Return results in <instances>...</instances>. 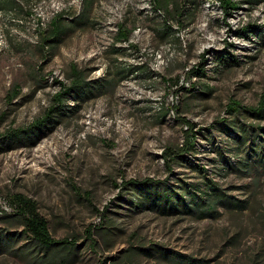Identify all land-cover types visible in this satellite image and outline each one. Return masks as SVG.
Instances as JSON below:
<instances>
[{
    "label": "rangeland",
    "instance_id": "374dc122",
    "mask_svg": "<svg viewBox=\"0 0 264 264\" xmlns=\"http://www.w3.org/2000/svg\"><path fill=\"white\" fill-rule=\"evenodd\" d=\"M236 1L239 8L227 15L220 0H197L193 20L180 26L170 18L174 29L167 30L152 0H94L92 24L50 48L49 22L61 12L68 20L81 0H14L12 10L0 0V132L39 117L60 88L55 80L69 85L74 66L91 79L136 67L109 92L70 101V111L35 146L0 153V215L12 212L14 193L35 200L54 238L76 239L81 254L73 264H175L180 254L193 263L264 264V173L221 177V158L208 148L228 143L221 121L230 119L227 103L254 106L264 91V2ZM118 23L131 30L130 44L115 41ZM248 24L261 32L240 36ZM229 54L238 63L224 66L218 59ZM202 56L206 76L186 78ZM182 118L199 131L196 149L175 158L168 177L163 152L183 142ZM189 160L212 169L245 208H220L205 218L160 215L140 206L142 186H122L129 179L196 181ZM149 246L158 249L152 257L140 251ZM0 264L30 263L7 251Z\"/></svg>",
    "mask_w": 264,
    "mask_h": 264
},
{
    "label": "trees",
    "instance_id": "16d2710c",
    "mask_svg": "<svg viewBox=\"0 0 264 264\" xmlns=\"http://www.w3.org/2000/svg\"><path fill=\"white\" fill-rule=\"evenodd\" d=\"M181 1V0H180ZM180 1L173 0H152L156 12H163L162 17L167 30H173L171 19H176L180 26L188 19L190 23L198 7L197 0L188 1V6L193 7L190 12H186V6L180 5ZM251 6L258 5L264 0H243ZM225 14L230 15L239 8L236 0H220ZM94 0H81V8L68 20L63 13H57L49 22L44 42L48 47L54 48L62 42L64 36L77 29H84L92 24L90 14L93 9ZM17 7L14 0H6L2 9H15ZM171 18V19H170ZM66 20V21H65ZM180 28V27H178ZM261 26L248 24L238 29L240 36H250L261 32ZM131 30L123 23L117 24L115 34L116 42L129 43ZM117 49V48H116ZM206 57L196 66L188 69L186 78L205 77L204 67ZM219 61L224 66L237 64L238 59L233 54L219 57ZM136 67L120 66L113 71L99 78H89L88 74L76 66L70 71V84L57 81L60 88L52 95L51 102L44 112L30 122L28 125L17 128H8L0 132V153L10 151L19 147L35 146L40 140L49 134L59 123L62 116L70 110L66 107L72 102L83 101L93 98L103 92H109L118 83L128 78ZM195 84L191 82L189 88L194 89ZM182 84L175 92L184 89ZM186 90V89H185ZM17 94L14 92L10 97ZM178 107H176V110ZM225 113L230 119H222L227 125L228 143L223 147L219 142L214 141L209 144V149L215 152L216 158L220 157L219 175L225 177L231 173L241 176H251L252 174L264 173V91L259 95L258 102L254 106H245L235 100H230L225 108ZM242 115H247L250 121H244ZM181 121L187 124L184 130V139L177 148H165L163 156L168 170L167 176L173 175V162L175 158H185L192 150H195V141L198 129L193 123L185 118ZM217 122V121H216ZM214 158L213 166H216L217 159ZM195 160V159H194ZM193 170L197 172L196 181L178 179L176 184L170 185L165 180H154L144 178L142 180L129 179L124 181L122 186L139 185L142 186L140 195V206L156 211L160 215H190L195 218L212 217L216 215L220 208L244 209L246 201L232 195L227 188L223 187L213 176L212 169H208L201 163L189 160ZM166 176V177H167ZM146 199V201H144ZM143 201V202H142ZM13 208L9 214L0 215V220L6 222L8 227L0 228V254L13 252L21 258L28 260L30 264H73L80 259L79 246L76 239H56L49 230L48 220L39 212L37 202L22 193H14L10 198ZM90 247L95 246V240L90 235L92 228L86 229ZM140 251L146 256L152 257L158 249L153 246L140 247ZM175 264H205L193 263L185 255L174 259Z\"/></svg>",
    "mask_w": 264,
    "mask_h": 264
}]
</instances>
